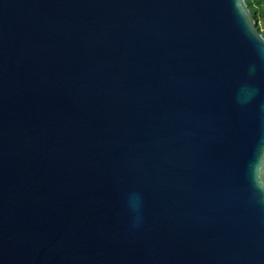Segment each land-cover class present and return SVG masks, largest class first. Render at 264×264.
<instances>
[{
	"label": "water",
	"instance_id": "1",
	"mask_svg": "<svg viewBox=\"0 0 264 264\" xmlns=\"http://www.w3.org/2000/svg\"><path fill=\"white\" fill-rule=\"evenodd\" d=\"M245 0H0V264H264V49Z\"/></svg>",
	"mask_w": 264,
	"mask_h": 264
},
{
	"label": "trees",
	"instance_id": "2",
	"mask_svg": "<svg viewBox=\"0 0 264 264\" xmlns=\"http://www.w3.org/2000/svg\"><path fill=\"white\" fill-rule=\"evenodd\" d=\"M250 9L256 25L264 20V0H245Z\"/></svg>",
	"mask_w": 264,
	"mask_h": 264
},
{
	"label": "clouds",
	"instance_id": "3",
	"mask_svg": "<svg viewBox=\"0 0 264 264\" xmlns=\"http://www.w3.org/2000/svg\"><path fill=\"white\" fill-rule=\"evenodd\" d=\"M255 33L259 37L260 49H264V20H261V22L257 24V29Z\"/></svg>",
	"mask_w": 264,
	"mask_h": 264
}]
</instances>
